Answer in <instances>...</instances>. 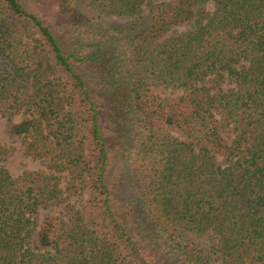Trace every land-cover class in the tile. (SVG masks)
<instances>
[{
  "label": "trees",
  "instance_id": "16d2710c",
  "mask_svg": "<svg viewBox=\"0 0 264 264\" xmlns=\"http://www.w3.org/2000/svg\"><path fill=\"white\" fill-rule=\"evenodd\" d=\"M17 114L0 264H264V0H0Z\"/></svg>",
  "mask_w": 264,
  "mask_h": 264
},
{
  "label": "rangeland",
  "instance_id": "374dc122",
  "mask_svg": "<svg viewBox=\"0 0 264 264\" xmlns=\"http://www.w3.org/2000/svg\"><path fill=\"white\" fill-rule=\"evenodd\" d=\"M209 10L212 11V5L209 6ZM185 28H178V31H183ZM228 89L229 87H224ZM22 120V114H17L13 118V122L8 121L6 118H0V146L4 148L5 154L0 156V169L6 170L13 178L20 176L25 171H49V160L47 159H33L27 156L24 152V148L20 138L12 137L10 128L13 123H17ZM61 186L67 191L70 190L73 196L70 198L69 203L78 206L84 200V195L80 190V186H77L74 190H71L72 184L77 185L78 182L72 180L68 174H61ZM78 191V192H77ZM60 207L53 210H44L40 213L41 217L56 215L60 213Z\"/></svg>",
  "mask_w": 264,
  "mask_h": 264
}]
</instances>
